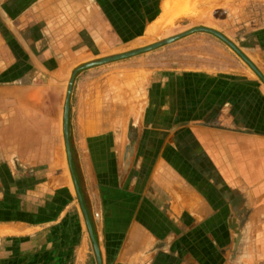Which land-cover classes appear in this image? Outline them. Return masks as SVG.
Returning <instances> with one entry per match:
<instances>
[{
  "label": "crops",
  "instance_id": "obj_1",
  "mask_svg": "<svg viewBox=\"0 0 264 264\" xmlns=\"http://www.w3.org/2000/svg\"><path fill=\"white\" fill-rule=\"evenodd\" d=\"M169 1L0 0V264H264V25L83 68Z\"/></svg>",
  "mask_w": 264,
  "mask_h": 264
},
{
  "label": "rangeland",
  "instance_id": "obj_2",
  "mask_svg": "<svg viewBox=\"0 0 264 264\" xmlns=\"http://www.w3.org/2000/svg\"><path fill=\"white\" fill-rule=\"evenodd\" d=\"M249 1L248 3L246 0L169 1L165 6L168 11H165L166 15L164 16L163 19L162 18L160 19L161 20L160 25H158L159 32L161 31V33L156 34L157 29H155V31L153 29L154 32L152 34L154 38L153 42L158 43L164 41L168 37H174L176 35H179L180 33H184L199 27L214 29L224 35L227 34L226 36L229 37L231 41L233 40L239 41L238 39L240 38V36H238L239 35L238 33L245 34L249 30L251 23L252 24L256 23L259 26L264 25V0H249ZM152 2L153 1H151V3H146V5H150L152 8H155L154 11L152 12L154 13L156 11V4L154 7V3ZM233 6L235 7L237 6L239 8V12L233 14V15H237L239 19L238 17L236 19L235 17L229 16V19L223 20L224 17L217 18L216 15H214L217 12L218 14L222 12V16H225L226 12L222 10L223 9L227 11L231 10ZM235 31H237L238 38L235 37L234 34ZM234 37L236 39H233ZM85 39L86 38L83 37V42H86L87 44V41ZM85 46L87 47V45ZM111 56L114 55H110L108 57ZM120 60L122 61V59ZM120 60L108 62V64L107 63L105 64L106 65H111L113 63L116 64ZM90 73H91L90 75H96V72H94V70L93 72Z\"/></svg>",
  "mask_w": 264,
  "mask_h": 264
},
{
  "label": "water",
  "instance_id": "obj_3",
  "mask_svg": "<svg viewBox=\"0 0 264 264\" xmlns=\"http://www.w3.org/2000/svg\"><path fill=\"white\" fill-rule=\"evenodd\" d=\"M197 31H204V32H208V33H211L213 35H215L216 37L220 38L222 41H224L226 44H228L238 55H240L242 57V59L247 63L249 64L252 69L258 74L261 76L259 70L254 66V64L235 46V44L233 42H231L224 34L214 30V29H211V28H206V27H199V28H195L193 30H190L188 32H185V33H182L180 35H176L174 37H169V38H166L164 41H161V42H158V43H154L152 45H149L147 47H143V48H140V49H137V50H134V51H130V52H127V53H123V54H118V55H114V56H111V57H107V58H104V59H101V60H98V61H94V62H90L88 64H86L83 68H88V67H92V66H95V65H101V64H105V63H108V62H112V61H116V60H120V59H124V58H128V57H131V56H134V55H138L140 53H143V52H146V51H151V50H154L162 45H165V44H169V43H172L173 41H175L176 39H179L185 35H188L190 33H194V32H197ZM78 70L75 71L74 75H73V78L71 80V83H70V86H69V89H68V98H67V103H66V106H65V111H64V131H65V136H66V140H67V144H68V127H69V108H70V105H69V99H70V95H71V92H72V86H73V82H74V77L75 75L77 74ZM90 226V225H89ZM90 230L92 232V229H91V226H90ZM92 236H93V233H92ZM93 240H94V247H95V251H96V254H97V257H98V260H99V263L101 264V258H100V252H99V247H98V244L96 242V240L94 239L93 237Z\"/></svg>",
  "mask_w": 264,
  "mask_h": 264
},
{
  "label": "bare ground",
  "instance_id": "obj_4",
  "mask_svg": "<svg viewBox=\"0 0 264 264\" xmlns=\"http://www.w3.org/2000/svg\"><path fill=\"white\" fill-rule=\"evenodd\" d=\"M220 14L222 15V12H221ZM214 15H216V17H217V15H218V12H217L216 14H214Z\"/></svg>",
  "mask_w": 264,
  "mask_h": 264
}]
</instances>
